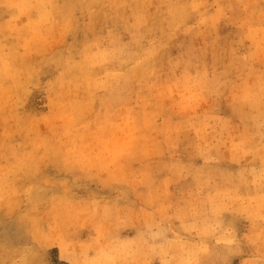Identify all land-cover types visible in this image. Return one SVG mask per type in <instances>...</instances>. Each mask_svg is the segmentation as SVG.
Masks as SVG:
<instances>
[{"label":"rangeland","instance_id":"374dc122","mask_svg":"<svg viewBox=\"0 0 264 264\" xmlns=\"http://www.w3.org/2000/svg\"><path fill=\"white\" fill-rule=\"evenodd\" d=\"M262 122L264 0H0V264H114L201 200L235 243L187 258L264 264Z\"/></svg>","mask_w":264,"mask_h":264},{"label":"clouds","instance_id":"9594fccd","mask_svg":"<svg viewBox=\"0 0 264 264\" xmlns=\"http://www.w3.org/2000/svg\"><path fill=\"white\" fill-rule=\"evenodd\" d=\"M34 6L50 8L53 4V0H31ZM162 3H174V0H161ZM253 135L260 137L261 147L264 148V122L261 123L259 129L253 133ZM210 179V178H208ZM224 179V177H218L217 182ZM233 181L248 184L259 183L260 187L264 189V154L258 157V164L253 161H248L247 163L241 164V172L235 174L231 177ZM255 207V206H254ZM195 208V212H193ZM259 210L261 214L258 216L259 220L262 222L260 225V233L264 234V194H262ZM179 220L180 223L176 224ZM217 221L212 215V210L207 206L206 201L201 200L195 205L188 206L184 212L183 217L173 213L171 216L164 215L155 220L148 222L144 232V240L146 249H138L134 253L129 252H114L113 254L117 256V260L114 264H144L141 261V257L145 255L147 249L154 250L160 257V264H199V261H193L187 258L186 249H182L176 243L181 237L178 235V230L183 229L187 236H191L192 233L188 232L186 225L196 224L198 228L207 226L208 231L204 235L211 236V242L215 244L224 243L225 245H231L235 243L233 240L220 239L221 233L215 230ZM176 229L177 231H174ZM215 231V235L212 236V232ZM200 235L199 232L196 233ZM171 237V239L169 238ZM187 236L185 240L187 241ZM210 241L201 239L200 244V254L201 256H206L210 251L209 248ZM106 241H101L99 245L96 246L97 249L100 247H107ZM14 264H19V262H14ZM76 264H104L101 260L92 261L85 255L79 258Z\"/></svg>","mask_w":264,"mask_h":264},{"label":"bare ground","instance_id":"6f19581e","mask_svg":"<svg viewBox=\"0 0 264 264\" xmlns=\"http://www.w3.org/2000/svg\"><path fill=\"white\" fill-rule=\"evenodd\" d=\"M255 192V191H254ZM257 197V196H256Z\"/></svg>","mask_w":264,"mask_h":264}]
</instances>
